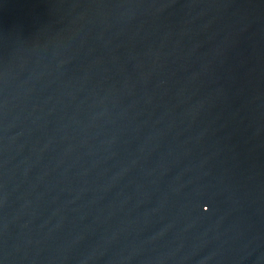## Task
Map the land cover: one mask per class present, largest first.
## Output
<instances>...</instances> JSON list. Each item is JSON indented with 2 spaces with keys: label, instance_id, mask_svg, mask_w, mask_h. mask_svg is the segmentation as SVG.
Returning <instances> with one entry per match:
<instances>
[{
  "label": "water",
  "instance_id": "95a60500",
  "mask_svg": "<svg viewBox=\"0 0 264 264\" xmlns=\"http://www.w3.org/2000/svg\"><path fill=\"white\" fill-rule=\"evenodd\" d=\"M0 264H264V0H0Z\"/></svg>",
  "mask_w": 264,
  "mask_h": 264
}]
</instances>
